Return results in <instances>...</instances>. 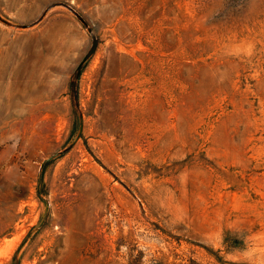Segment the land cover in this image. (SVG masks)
<instances>
[{
    "label": "rangeland",
    "instance_id": "rangeland-1",
    "mask_svg": "<svg viewBox=\"0 0 264 264\" xmlns=\"http://www.w3.org/2000/svg\"><path fill=\"white\" fill-rule=\"evenodd\" d=\"M0 17V264H264V0Z\"/></svg>",
    "mask_w": 264,
    "mask_h": 264
},
{
    "label": "water",
    "instance_id": "water-1",
    "mask_svg": "<svg viewBox=\"0 0 264 264\" xmlns=\"http://www.w3.org/2000/svg\"><path fill=\"white\" fill-rule=\"evenodd\" d=\"M0 20H3V19L0 17ZM3 21H4V20H3ZM57 154H59V153H56V154L52 155V156L49 157L47 160H49L50 158H52L53 156H55V155H57Z\"/></svg>",
    "mask_w": 264,
    "mask_h": 264
}]
</instances>
